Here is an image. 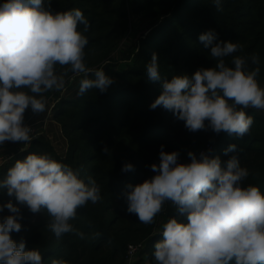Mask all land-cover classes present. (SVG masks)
<instances>
[{"label": "clouds", "instance_id": "1", "mask_svg": "<svg viewBox=\"0 0 264 264\" xmlns=\"http://www.w3.org/2000/svg\"><path fill=\"white\" fill-rule=\"evenodd\" d=\"M216 11H223V0H212ZM83 26L81 29L80 26ZM89 21L79 7L53 11L50 0H2L0 2V146L6 141L25 142L33 129L25 124V111L47 109L44 94L61 90L67 67L83 73L77 95L89 89L108 90L114 80L105 69L91 71L85 62ZM210 29L199 36L214 67H201L194 74H176L164 79L162 92L151 104L171 111L190 131L210 127L215 133L243 138L254 118L248 109L264 110V85L259 80L260 56L234 55L242 45L232 40L217 41ZM231 57L230 63L227 58ZM249 60L255 67L249 66ZM94 78H89V74ZM150 82L160 81L158 55L146 65ZM207 122V123H206ZM237 145H229L225 154ZM104 152L109 154L107 147ZM149 179L125 191L128 213L140 223L151 224L170 202L177 215L162 225L163 238L153 249L155 264H264V190L245 184L249 176L239 155L226 161L220 156L189 151L190 162H179V152L164 151ZM125 163L122 171L133 169ZM7 189L32 213L45 210L48 229L57 238L80 232L71 223L77 210L102 199L94 178L82 175L81 168L60 161L47 152L30 153L16 160L0 177V191ZM9 214L0 215V264H46L38 248L26 250V241L13 239L22 228L23 214L9 200L0 204ZM51 264H70L53 258Z\"/></svg>", "mask_w": 264, "mask_h": 264}, {"label": "trees", "instance_id": "2", "mask_svg": "<svg viewBox=\"0 0 264 264\" xmlns=\"http://www.w3.org/2000/svg\"><path fill=\"white\" fill-rule=\"evenodd\" d=\"M50 7L53 11L76 7L84 11L89 21L84 33L89 39L86 66L91 71L103 68L107 74L111 68L120 66V83L113 88L109 86L105 92L89 89L79 96L84 74L58 66V71L67 73V87L44 96L54 100L52 118L61 125L68 144L66 153L60 154L43 131L32 132L28 143L6 141L3 154L10 158L0 164V177L16 160L33 152H47L74 168H81L85 178H94L101 187L102 199L78 209L71 221L84 233L83 239L75 233L57 238L47 227L50 218L45 210L32 213L4 189L0 191V204L11 200L23 214L22 228L12 234L13 239L25 240L26 250L38 248L46 264H51L53 258H63L70 264H155L152 253L155 243L163 238L162 225L178 213L174 205L166 202L153 223H140L135 214L127 211L125 191L129 184L142 183L155 175L151 165L159 163L162 145L164 151H178L179 162L184 163L190 162L189 151L195 152L208 144L213 146L210 156H220L222 161L239 155L241 165L249 170L244 183L264 190L263 112L248 109L254 123L247 135L238 138L225 132L217 134L210 127L190 131L184 121L163 106L150 107L161 94L164 79L215 66L210 47L205 48L199 40L210 29L218 33L216 42L232 40L242 45L234 55L258 54L259 80L264 83V0H223V11H216L212 0H50ZM141 21L147 22L146 31L115 56L133 24ZM153 53L158 55L162 78L156 82H150L146 75V65ZM227 60L230 63L231 57ZM249 66L255 67L250 60ZM76 76L80 78L78 82L71 83ZM89 78H94L91 72ZM73 88H77L74 95L66 96V91ZM30 116L29 107L25 121ZM233 143L236 149L225 154ZM105 147L109 154L104 152ZM129 162L133 169L122 171ZM7 214V208L0 213ZM132 244L141 247L128 257ZM138 255L140 259L132 261Z\"/></svg>", "mask_w": 264, "mask_h": 264}, {"label": "rangeland", "instance_id": "3", "mask_svg": "<svg viewBox=\"0 0 264 264\" xmlns=\"http://www.w3.org/2000/svg\"><path fill=\"white\" fill-rule=\"evenodd\" d=\"M146 29H147V22H145V21H141V22H137V23L133 24V27H132L130 33L127 35L125 41L122 42V44L117 47V49L115 51V56H118L120 50H122L129 42L132 43V42L138 40L139 37L141 36V34H143L146 31ZM120 74H121V67L120 66L118 68H111L110 69V71L108 72V75L111 76L114 80L113 84L110 85V87L113 88L115 85L120 83V78H119ZM64 79H65V85H64L63 89L67 87L66 86L67 85V78L64 77ZM79 79L80 78L76 76V77L71 79V83H73V82L77 83ZM261 84L264 85V83H261ZM76 89L77 88H73L69 91H66V96H73L74 93L76 92ZM45 99H46V104H47L46 110L48 111L47 113H46V111L43 112L45 115H47L45 120L42 119L41 120L42 123H41V121H36L37 123H33V124L31 122V120H29V121H30L32 127L36 131L41 132V130L43 129L42 131L45 132L47 135H48V133H47L48 126L50 128H52L53 131L51 130V132H52L51 135L53 136L54 141H55V148L59 151L60 154L64 155V153H66L65 148L67 146L66 145V138L64 137V135L62 133L61 125L59 123H56V121L52 118V114H53L52 107H53L54 100L52 98H46V97H45ZM257 111L264 113V110H257ZM27 125L31 126L30 124H27ZM43 126H45L46 129L43 128ZM22 143H24V142H22ZM19 144H21V142H19ZM196 152H197V150L195 151V153ZM134 259L139 260L140 259L139 255L137 257H134L132 259V261ZM132 261H131V263H132Z\"/></svg>", "mask_w": 264, "mask_h": 264}, {"label": "crops", "instance_id": "4", "mask_svg": "<svg viewBox=\"0 0 264 264\" xmlns=\"http://www.w3.org/2000/svg\"><path fill=\"white\" fill-rule=\"evenodd\" d=\"M30 109H31V107H30ZM48 111L46 110V113H47ZM47 117V115H45L44 113H34V112H32V110H31V116L25 121V124H30L31 125V123H30V121L29 120H31V122H32V124L33 123H37L36 121H41L42 119L43 120H45V118ZM41 123H42V121H41ZM57 123V122H56ZM31 127H32V125H31ZM33 128V127H32ZM43 128H45L46 129V127L45 126H43ZM43 130V129H42ZM41 130V131H42ZM51 130L53 131V129L52 128H50L49 126H48V130H47V133H48V135H49V137L51 138V141H52V143L54 144V146H55V141H54V138H53V136L51 135ZM66 151H67V149H68V144H67V141H66ZM4 148H7V145H2V146H0V164L4 161V159H6V158H10L7 154H3V152L5 151V149ZM58 151V150H57ZM65 151V152H66ZM59 152V151H58ZM65 154V153H64Z\"/></svg>", "mask_w": 264, "mask_h": 264}, {"label": "built area", "instance_id": "5", "mask_svg": "<svg viewBox=\"0 0 264 264\" xmlns=\"http://www.w3.org/2000/svg\"><path fill=\"white\" fill-rule=\"evenodd\" d=\"M30 127H31V126H30ZM31 128H32V127H31ZM32 129H33L32 132H35V131H36L34 128H32ZM212 149H213V146H212L211 144H208V145H206V146H204V147H201L199 150H197L196 154H197V156H199L201 152H204V153H207L208 155H210ZM140 247H141V244H136V245L132 244V245H129V247H128V257H129V256L132 257V256L137 252V250H138ZM129 262H130V261H129ZM129 262H128V263H129Z\"/></svg>", "mask_w": 264, "mask_h": 264}]
</instances>
